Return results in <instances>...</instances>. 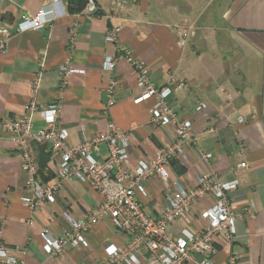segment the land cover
I'll return each mask as SVG.
<instances>
[{
	"label": "crops",
	"instance_id": "obj_1",
	"mask_svg": "<svg viewBox=\"0 0 264 264\" xmlns=\"http://www.w3.org/2000/svg\"><path fill=\"white\" fill-rule=\"evenodd\" d=\"M97 11L79 9L76 0H0V39L5 37L6 54L0 55V118H19L32 97L30 85L44 61L41 83L35 96L43 108L58 100L62 107L58 125L66 129L69 144H78L83 135L94 137L113 122L127 131L129 161L133 168L139 159L152 158L169 146L174 134L169 126L153 124L149 107L152 100L134 103L137 93L135 72L112 43L105 41L108 26H119V39L150 70L156 86L170 77L186 87L174 89L168 103L181 119L193 124L194 143L168 166L171 178L192 187L196 177L216 174L222 181L239 180L230 204L235 214V236L220 239L212 254L213 264H264V0H95ZM221 1V2H220ZM220 25L213 19V6H219ZM44 10L48 24L42 29L18 32L22 15L34 17ZM111 15L108 19L106 16ZM77 24L73 38L71 25ZM178 26L191 27L184 45H179ZM222 44V45H221ZM105 56L116 59L113 71H104ZM69 59L74 72L60 89L59 66ZM116 81L114 104L106 109L105 88ZM199 101L206 108L196 111ZM107 110V112L105 111ZM243 117L245 123H239ZM35 129L45 126L39 113L32 114ZM33 158L39 180H57L53 154L33 144ZM210 153L208 158L204 154ZM106 156L99 145L95 159ZM244 167H239L240 163ZM179 167V168H177ZM182 170V174L178 173ZM27 174L15 142L0 126V243L13 250L22 264H98L104 247L119 244L120 238L108 219L87 235V247H70L57 256L43 250L39 232L46 229L60 236L67 226L62 211L84 216L100 201L86 184L70 178L56 194L54 203L29 209L21 203ZM168 187L159 176L150 177L138 199L149 214L162 211L163 190ZM213 194L194 201L191 211L200 227ZM254 206L252 215L247 211ZM180 222L169 226L176 231ZM199 259L189 264H196ZM142 263L147 264L141 256ZM0 264H6L0 259Z\"/></svg>",
	"mask_w": 264,
	"mask_h": 264
},
{
	"label": "built area",
	"instance_id": "obj_2",
	"mask_svg": "<svg viewBox=\"0 0 264 264\" xmlns=\"http://www.w3.org/2000/svg\"><path fill=\"white\" fill-rule=\"evenodd\" d=\"M84 9L90 13L97 11L95 0H84ZM108 19L111 15L106 16ZM49 20L44 10L39 9L34 17L21 16L16 25L18 32L42 29ZM192 28L178 26L179 45L187 42ZM119 26H108L105 32V41L112 43L116 52L121 53L126 62L135 72L136 95L134 103L152 100L149 107L150 121L153 124L171 127L173 142L156 152L149 159L137 160L132 168L129 161L130 141L127 131L120 129L113 122H108L107 129L98 132L94 137L83 135L78 144H69L65 128L58 125V117L62 107L61 95L58 100L39 107L35 96L41 83L44 61L38 64L30 85L32 97L24 105V112L19 118H0V126L15 142L21 159V169L28 178L24 188L21 203L29 209L40 207L46 203H54L56 194L66 186L68 179L74 178L86 184L95 191L100 201L84 216L75 217L68 210L62 211V217L67 226L60 236H53L48 230L39 232L43 242V250L49 256H57L64 250L72 247H87L86 235L104 219H108L120 238L119 244L110 243L104 247L105 256L98 264H141V256L147 264H189L199 259L196 264H213L212 254L215 244L220 239L232 240L235 236V214L230 204L232 192L238 187L239 180L232 178L222 181L216 174L210 173L196 177L192 187H185L179 178H171L168 166L171 160L184 154L185 148L194 143L193 124L191 119L177 117L175 111L167 101L174 89L186 87V83L170 77L164 86H156L150 78L149 67L140 61L132 51L121 42ZM3 32V31H0ZM77 24L71 25L73 38L76 36ZM6 38L0 39V55L6 54ZM116 59L105 56L101 62L104 71L115 69ZM84 72L73 67L67 58L59 66L60 89H64L69 76ZM116 81L110 80L105 88L108 101L106 109L114 104ZM206 108L204 101H199L196 111ZM39 111L45 126L35 129L32 114ZM107 112V110H105ZM239 123L246 119L240 117ZM46 147L53 154L57 180L54 184H47L38 178V166L33 158L32 145ZM106 147V156L95 159L93 153L99 145ZM210 153L204 154L205 158ZM242 162L239 167H244ZM154 176L168 184L163 190L162 211L153 216L137 197V192L144 190L145 182ZM212 192L213 202L204 211L205 219L200 227L191 229L194 223L191 205L194 201L203 198ZM254 206L247 211L252 215ZM180 222L176 231L169 226ZM0 259L6 264H22L13 254V250L0 243ZM237 257L229 256V264H235Z\"/></svg>",
	"mask_w": 264,
	"mask_h": 264
},
{
	"label": "rangeland",
	"instance_id": "obj_3",
	"mask_svg": "<svg viewBox=\"0 0 264 264\" xmlns=\"http://www.w3.org/2000/svg\"><path fill=\"white\" fill-rule=\"evenodd\" d=\"M211 10H213V12H214L213 19L216 17V20L214 19L215 22H216V25H220V22H219V20L221 19L219 17L220 16V12H221L220 5L218 7L217 6H213Z\"/></svg>",
	"mask_w": 264,
	"mask_h": 264
},
{
	"label": "trees",
	"instance_id": "obj_4",
	"mask_svg": "<svg viewBox=\"0 0 264 264\" xmlns=\"http://www.w3.org/2000/svg\"><path fill=\"white\" fill-rule=\"evenodd\" d=\"M77 1V3H78V5L76 6L78 9L80 8V7H83L84 6V0H76ZM41 147H43V148H46V147H44V146H41ZM170 163H171V165H173V164H175V160H171L170 161ZM177 168H179V167H177ZM38 171H39V168H38ZM182 170H178V173L181 175L182 174Z\"/></svg>",
	"mask_w": 264,
	"mask_h": 264
}]
</instances>
